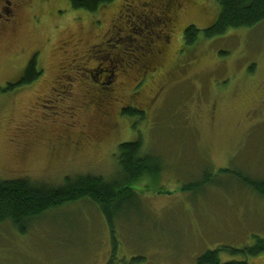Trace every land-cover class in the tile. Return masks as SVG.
<instances>
[{"label": "rangeland", "instance_id": "374dc122", "mask_svg": "<svg viewBox=\"0 0 264 264\" xmlns=\"http://www.w3.org/2000/svg\"><path fill=\"white\" fill-rule=\"evenodd\" d=\"M160 1L115 0L90 12L69 0H23L15 24L0 35V180L114 179L118 145L139 139L164 164L159 178L136 185L139 196L123 202L112 226L90 200L28 218L22 227L0 223V264H196L207 250L247 249L264 239V193L249 183L264 180V22L206 38L203 30L219 14L215 0H178L173 20L161 26L142 23V15L141 22L120 21ZM143 25V34L171 36L157 73L135 92L137 60L118 88L112 117H104L99 99L85 104L87 89L108 80L94 68L139 53L134 38L141 33L134 31ZM189 25L202 30L195 49L184 47ZM34 58L42 76L8 87ZM121 105L144 114H120ZM86 123L90 142L82 134ZM202 181L198 190L183 189ZM220 257L264 264V253Z\"/></svg>", "mask_w": 264, "mask_h": 264}, {"label": "trees", "instance_id": "16d2710c", "mask_svg": "<svg viewBox=\"0 0 264 264\" xmlns=\"http://www.w3.org/2000/svg\"><path fill=\"white\" fill-rule=\"evenodd\" d=\"M115 0H69L74 9H85L90 12L113 4ZM219 4V14L216 21L203 30L206 38L219 37L229 30L252 28L264 22V0H215ZM201 29L195 25L185 28L184 47L195 49L199 43ZM191 49V50H192ZM42 70L37 66L36 58L32 59L24 71L23 77L8 87L15 90L31 84L42 76ZM123 114L143 115L144 111L135 107L123 109ZM117 160L119 170L114 179H107L96 174H85L77 177H67L61 185H51L36 182L28 178L0 180V223L12 221L23 226L28 218L37 217L43 213L59 208L69 203L90 200L107 215L113 225L115 211L122 209V204L131 198H137L136 185L151 178H159L164 168L163 160L145 151L141 139L126 141L118 145ZM205 181L188 184L183 189H200ZM252 187L264 193V180L249 182ZM232 256H259L264 253V239L258 238L254 247L237 249L223 246L202 253L196 264H252L246 259H236L223 262L221 253Z\"/></svg>", "mask_w": 264, "mask_h": 264}, {"label": "flooded vegetation", "instance_id": "af4514ba", "mask_svg": "<svg viewBox=\"0 0 264 264\" xmlns=\"http://www.w3.org/2000/svg\"><path fill=\"white\" fill-rule=\"evenodd\" d=\"M178 0H161L157 6H146L147 9H132L131 13L123 14V17H121L120 21L122 19L126 18L128 16V19H137L138 17L141 18L142 15V23H147V21H151L154 23L157 21L156 25H164L167 22H170L173 20V15L176 11L179 10L180 3H176ZM23 0H0V35L5 33L9 28H11L17 19V10L21 8L23 5ZM127 5L132 7V2L129 4L122 5V8L124 7V11H129L127 8ZM122 10V9H120ZM145 19V20H143ZM127 20V19H126ZM141 22L140 19H137ZM131 21V20H130ZM143 25L142 27L136 28L134 33H137L140 31V36L134 38V40L138 43V47L140 48V52L136 54H132L131 57H124L122 56V60L113 58H110L113 61V64L109 67H98L94 68V71L97 74H103L104 72L108 73L107 78L105 82H103L101 88L99 90H94L92 88L87 89L86 93V102L87 103H94L95 100H100V106H99V113L103 114L104 117L111 116L110 110L111 107L114 104H119L118 102H115L116 100H119V92L118 88H122V86L126 83V81L131 78V72L130 69L134 65H136L137 60H141L135 67L136 73H138V77H135L133 80L135 82L134 91L138 93L139 89H141L143 86H145L148 83L149 78L155 77V73H157V68L155 69V62L159 59L161 63V58L163 55L164 47L166 46L167 42H170V35L166 34L164 37H160L159 34L155 33V35H152L155 30H149L145 34L142 33L143 30L148 29V25ZM160 31V30H159ZM152 35V36H151ZM130 36V35H129ZM128 36V37H129ZM130 39V38H128ZM119 40H125V38L119 37L116 40V44L118 46H122V42ZM160 41L163 42L162 45H159ZM119 42V43H118ZM109 46V45H108ZM119 46V47H120ZM122 49V47H120ZM105 50V49H104ZM102 50V51H104ZM119 51V50H118ZM120 53V51H119ZM114 54L119 56L118 52H115L113 49H110L109 55ZM122 61H124L125 66L122 64ZM89 70V69H85ZM173 71V70H172ZM171 71V72H172ZM74 72V70L72 71ZM170 71L166 72L167 75L171 74ZM93 76V75H92ZM90 75V78H92ZM166 76L164 78H166ZM140 86V88H139ZM105 90V91H104ZM136 93V94H137ZM122 101V98L120 99ZM124 102V101H123ZM122 102V103H123ZM127 108V106L120 107V114L123 112V109ZM106 126L105 124H102ZM84 127L87 128L86 132L82 131V134L85 135V138H87L90 141H93L94 137L91 133H89V126L88 124H84ZM91 139V140H90ZM77 143V142H76ZM69 144V143H67Z\"/></svg>", "mask_w": 264, "mask_h": 264}]
</instances>
